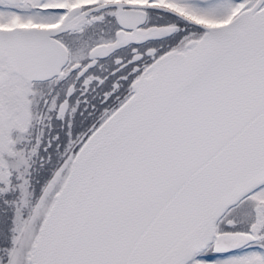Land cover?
I'll use <instances>...</instances> for the list:
<instances>
[{"label":"snow or ice","instance_id":"snow-or-ice-1","mask_svg":"<svg viewBox=\"0 0 264 264\" xmlns=\"http://www.w3.org/2000/svg\"><path fill=\"white\" fill-rule=\"evenodd\" d=\"M0 264H264V0H0Z\"/></svg>","mask_w":264,"mask_h":264}]
</instances>
